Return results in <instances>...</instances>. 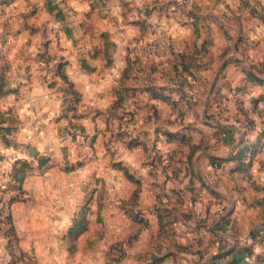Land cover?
Masks as SVG:
<instances>
[{"label": "rangeland", "instance_id": "374dc122", "mask_svg": "<svg viewBox=\"0 0 264 264\" xmlns=\"http://www.w3.org/2000/svg\"><path fill=\"white\" fill-rule=\"evenodd\" d=\"M91 6L96 12L88 16L93 24L100 22V10L102 15L108 11L106 20L112 26V35L101 32L99 37L104 45H99L95 51L103 55L83 56L79 64L85 71H105L113 67L117 72L114 89L118 92L111 105V116L101 132L105 137L101 160H98L99 154L94 153L96 161L93 163L91 158L87 162L91 164L90 170H94L92 179L86 180L79 173L69 177L80 168L84 173L87 164L83 160L74 164L70 153L62 150L60 167L68 174L64 176L65 181L80 182V191L76 194L78 206L67 230L58 235L59 252L52 256L49 255L52 250L46 252L45 249L41 256L47 264H264V0H93ZM117 7H120L119 19L113 12ZM63 31L71 39V34ZM93 33H87L89 38ZM94 37L96 40V35ZM117 51L120 58L125 56L124 67L115 60L113 54ZM65 65L61 60L56 66L62 79L61 91H64L56 119H78L82 117L76 108L79 96L71 91L70 97ZM121 70L130 76L133 71L139 72L138 82L131 79L125 85L130 89L135 82L139 88L153 84V91L159 92L154 95L155 99L164 100L168 96L160 93L154 82L182 90V99L186 97L199 107L195 112L196 120L189 123L191 126L184 134H190L192 139L197 134L205 138L218 137L213 147L207 143H188L190 155L185 162L194 183L201 184V192L195 187L185 190L181 187L182 193L176 192L177 198L171 201V207L170 203L164 207L165 202L157 199V211L162 219L158 222L156 238L152 233L146 239L143 237V229L148 224L136 215L134 196L130 197L126 208L120 209V172L129 181L134 177L129 169L124 170L118 155L122 138L120 120L123 121V114H133L120 111ZM227 78H232L231 84ZM225 83L228 88L223 87ZM51 84L54 85V81ZM186 86L191 90L185 91ZM135 94L138 92L131 91V97ZM224 94L227 97H222ZM211 96H214L216 117L210 118L212 115L207 113L203 117L204 109L212 104L208 102ZM138 99L135 104H139ZM3 118L7 120L9 115L0 116V120ZM205 118L214 121V128L206 125ZM132 120L131 117L124 120L130 132L128 136L135 130ZM20 123L12 118L17 128ZM68 132L75 141V134L82 138L85 134L78 127L75 134ZM98 133L91 139L93 147ZM160 135L168 141L173 139L156 129L155 136ZM29 148V145L24 146L23 152ZM198 150L219 156L207 159V165L212 168L208 176L195 172L194 156ZM154 157L155 162L158 152H154ZM51 167L50 162L41 164L37 159L40 173H46ZM10 171L7 179L12 193L7 198L0 196V208L24 194L20 192L22 189L13 187ZM186 191L193 202L202 198L201 206L186 205ZM120 210H124L131 221L128 237L127 233L125 237L120 233ZM0 233L4 240H0V264H39L36 246L24 241L26 247L31 243V247L24 249L10 212L0 211ZM142 242L146 243L145 247L142 244V250L137 251Z\"/></svg>", "mask_w": 264, "mask_h": 264}, {"label": "crops", "instance_id": "0c3cea01", "mask_svg": "<svg viewBox=\"0 0 264 264\" xmlns=\"http://www.w3.org/2000/svg\"><path fill=\"white\" fill-rule=\"evenodd\" d=\"M92 1L50 0L54 9L49 11L46 0H0V89L2 92L0 113L9 110L11 118L21 122L10 137L12 145H4L0 136V164L7 176L14 159L21 158L30 163V170L26 172L21 182L23 197L10 204V213L24 249L31 247V243L26 247L24 241L32 242L36 246L39 264L48 262L41 256L45 249L46 252L52 250V253H49L52 256L56 254L55 252H59L56 248L59 245L58 235L67 230L75 218L74 213L78 206L76 194L80 191V182L76 179L65 181L64 176L68 174L60 167L62 150L70 153L74 164L80 160L87 164L84 173L83 168H80L70 173L69 177L79 173L82 177H86V180L88 178L91 180L94 170H90L91 164L87 162L91 158L93 163L96 161L93 157L94 153H98V160H101L105 139L101 132L108 123V117L111 116V105L115 103V93L118 92L114 89L117 72L113 67L105 71L100 69L85 71L79 64L83 56L103 55L95 51L96 47L104 45L101 44L99 37L101 32H110L112 35V26L106 20L107 10L103 15L100 10L99 15L102 16L99 17L100 22L93 24L88 18L96 15L91 6ZM113 12L119 19L120 7ZM58 14H62L63 22L62 18L57 17ZM63 30L71 34V39L66 37ZM93 31L95 33L89 38L87 33L90 32L91 35ZM114 42L118 48L117 40ZM119 53L117 51L113 55L116 62L124 67L125 56L120 58ZM61 60L66 62L64 75L69 83L70 97L71 91L74 94L78 93L79 96L76 107L78 110H76L82 117L79 116L78 119H56L64 99V91H61L60 84L62 79L56 72V66ZM131 79L138 82L140 73L133 71L130 76V74L125 75L124 70L120 71V105L122 106L120 111H132L133 114H123V121L120 120L122 138L118 155L124 170L129 169L134 176L132 181H129L120 172V209L126 208L130 197L134 196L136 215L142 217L143 222L148 224L143 229L145 230L142 232L143 237L146 239L152 233L156 238L158 222H160L157 199L165 202L164 207L168 203L171 207V201L177 198L176 192L181 195V187L184 190L195 187L198 193L201 192V184L194 183L191 169L188 167V162H185L190 155L187 152L188 143H207L213 147L218 137L209 135L205 138L197 134L192 139L189 138L190 134H184L188 132L186 128L191 126L189 123L196 120L195 112L199 107L188 102L186 97L182 99V90L179 91L172 85L162 86L161 83L154 82L159 86L160 93L163 92L165 97L168 96L164 100L155 99L154 95L159 92L153 91V84L148 88L142 85L139 88L138 83L135 82L134 86L128 89L125 84ZM227 79L231 84L232 78ZM52 81L54 85L51 84ZM228 86L225 83L223 87L228 88ZM187 88L191 90L189 86L183 89L186 91ZM131 91L138 94L131 97ZM127 92L130 95L126 94ZM213 97H209L208 102L212 101V104H208L204 109L206 112L203 111V117L205 113L208 116L212 115L210 118L216 117ZM222 97H227V94ZM137 99L139 104H135ZM128 117L133 118L131 126L135 128L131 136H128L130 132H127L124 125V120ZM4 119L6 118L1 120ZM205 120L206 125L214 128V121H208L206 118ZM2 125L6 126L4 122ZM77 127L85 132L83 138L80 134H75ZM156 129L169 134L173 139L168 141L161 135L155 136ZM68 131L77 135L76 141ZM97 132L99 133L93 147L91 139ZM27 145L35 150L34 156L23 152V147ZM155 147L157 150L153 151ZM154 152H158L155 162ZM215 154V152L198 150L194 156L195 172L201 176H208L212 168L207 165V159L213 156L219 157ZM37 159H40L41 164L46 162L48 165L50 162L53 167L42 174L37 168ZM82 180L83 178L79 181ZM10 193L12 192L5 190L1 196L7 198ZM187 193L186 205L190 208L201 206L202 198L193 202L190 200L191 194ZM123 211L120 210V233L122 236L127 233L125 236L128 237L131 221ZM0 240H3L1 233ZM142 244L145 247L146 243L142 242L137 251L142 250ZM54 263H57V260H54Z\"/></svg>", "mask_w": 264, "mask_h": 264}, {"label": "trees", "instance_id": "16d2710c", "mask_svg": "<svg viewBox=\"0 0 264 264\" xmlns=\"http://www.w3.org/2000/svg\"><path fill=\"white\" fill-rule=\"evenodd\" d=\"M48 2V4H47ZM46 5H48V10L52 11L54 9V7L51 5L50 0H46ZM59 16L58 18H63L62 14L61 15H57ZM64 78V76H63ZM2 87V85H1ZM2 94L1 89H0V95ZM3 115H9V118L6 120L4 119L3 121L0 120V136L2 138V141L4 143V145L9 146L11 139L10 137L12 136V134L15 132L16 128H17V124L15 126V124H12V118H11V113L9 110L4 111L2 113H0V116ZM3 122L6 124V126H3ZM153 161H154V157H153ZM29 169V165L27 160H22V159H16L15 164L13 165L10 174H9V179L11 181V183L14 185L13 187L16 190H21V182L23 180V178L25 177L26 172ZM20 192H23L22 190ZM16 198H14V200L10 199L8 203H5L3 207L0 208V211H4V212H10V204L12 202L15 201ZM161 215V214H160ZM159 215V221H161V216ZM5 219V218H4ZM6 220L8 222H10V218L9 216L6 217Z\"/></svg>", "mask_w": 264, "mask_h": 264}, {"label": "built area", "instance_id": "2783aa9c", "mask_svg": "<svg viewBox=\"0 0 264 264\" xmlns=\"http://www.w3.org/2000/svg\"><path fill=\"white\" fill-rule=\"evenodd\" d=\"M28 153V150L27 152ZM17 159V158H16ZM14 159L13 162L16 160ZM9 181L7 179L6 174L4 173V170L2 169V166L0 164V196L2 195V192L5 190H9L10 188ZM1 201V200H0Z\"/></svg>", "mask_w": 264, "mask_h": 264}, {"label": "water", "instance_id": "95a60500", "mask_svg": "<svg viewBox=\"0 0 264 264\" xmlns=\"http://www.w3.org/2000/svg\"><path fill=\"white\" fill-rule=\"evenodd\" d=\"M28 154H29V156H34L35 155V150L33 148H29Z\"/></svg>", "mask_w": 264, "mask_h": 264}]
</instances>
